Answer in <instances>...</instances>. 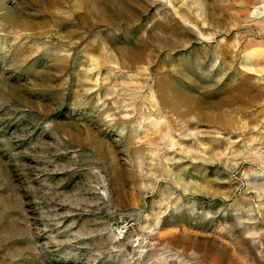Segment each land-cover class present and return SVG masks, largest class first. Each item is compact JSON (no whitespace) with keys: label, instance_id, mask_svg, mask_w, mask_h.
Here are the masks:
<instances>
[{"label":"rangeland","instance_id":"1","mask_svg":"<svg viewBox=\"0 0 264 264\" xmlns=\"http://www.w3.org/2000/svg\"><path fill=\"white\" fill-rule=\"evenodd\" d=\"M0 264H264V0H0Z\"/></svg>","mask_w":264,"mask_h":264}]
</instances>
